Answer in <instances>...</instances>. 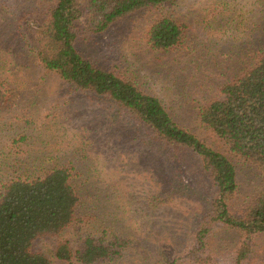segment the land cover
Listing matches in <instances>:
<instances>
[{
	"label": "rangeland",
	"instance_id": "rangeland-1",
	"mask_svg": "<svg viewBox=\"0 0 264 264\" xmlns=\"http://www.w3.org/2000/svg\"><path fill=\"white\" fill-rule=\"evenodd\" d=\"M17 1L7 2L16 7ZM5 11L0 9V78L10 82L4 86L10 103L0 108V182L25 163L35 171L68 169L85 222L58 240L74 243L79 234L107 228L131 241L118 264H233V234L219 227L201 258L188 257L213 194L202 163L189 152L176 162L165 159L152 142H143L153 138L148 131L114 105L45 76L25 58L21 35ZM160 12H139L81 47L99 66L156 92L183 126L224 151L198 123L199 109L222 97V87L243 63L264 52V2L180 0L166 12L186 26L185 44L155 54L147 31ZM237 171L238 210L259 181L241 163ZM55 240L42 239L35 249L50 255ZM256 247L248 263L264 264V242Z\"/></svg>",
	"mask_w": 264,
	"mask_h": 264
},
{
	"label": "trees",
	"instance_id": "trees-1",
	"mask_svg": "<svg viewBox=\"0 0 264 264\" xmlns=\"http://www.w3.org/2000/svg\"><path fill=\"white\" fill-rule=\"evenodd\" d=\"M7 1L0 0V9L7 10L20 33L29 63L71 90L114 105L148 131L153 138L143 142H152L165 159L176 162L178 154L189 152L202 163L213 194L207 222H200L188 257L201 258L219 227L233 234V264H249L256 245L264 242V52L243 63L222 87V97L199 109L198 123L220 141L221 151L183 126L156 92L99 66L81 47L139 12L161 11L148 28L147 46L155 54L179 49L186 26L166 11L180 0H18L16 7ZM4 86L10 82L1 77L0 108L10 103ZM239 163L254 170L259 183L237 210ZM25 164L13 166V174L0 182V264H118L131 245L122 234L105 228L79 234L74 243L58 240L85 222L69 170L35 171ZM53 237L50 255L35 249L38 241Z\"/></svg>",
	"mask_w": 264,
	"mask_h": 264
}]
</instances>
